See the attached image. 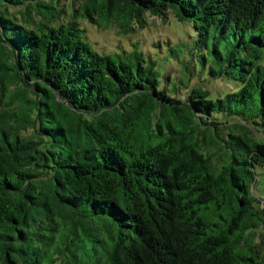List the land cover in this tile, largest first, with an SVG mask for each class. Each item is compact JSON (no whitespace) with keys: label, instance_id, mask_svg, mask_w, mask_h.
I'll list each match as a JSON object with an SVG mask.
<instances>
[{"label":"trees","instance_id":"trees-1","mask_svg":"<svg viewBox=\"0 0 264 264\" xmlns=\"http://www.w3.org/2000/svg\"><path fill=\"white\" fill-rule=\"evenodd\" d=\"M78 3L0 0V264H264V0Z\"/></svg>","mask_w":264,"mask_h":264},{"label":"rangeland","instance_id":"rangeland-1","mask_svg":"<svg viewBox=\"0 0 264 264\" xmlns=\"http://www.w3.org/2000/svg\"><path fill=\"white\" fill-rule=\"evenodd\" d=\"M75 0H63V5L69 9ZM84 0H77L78 4H81ZM148 26L139 30L137 33L126 36L120 35L119 31L115 27L109 29H103L99 26L91 24L89 21H82V26L87 30V36L94 48L103 54H114L121 52V49L131 51L133 44L141 42L142 49L146 52H155L152 49L153 45L158 41L177 44L180 41L189 39V35H194L193 30L186 27L184 23L180 22L176 18L173 12H170L166 21L159 18L148 16ZM159 60V58H157ZM159 71L162 74H170L176 81L177 78H181L184 74L181 72V68L175 64V62H163L159 60ZM203 79L205 77L203 76ZM213 100H217L225 97L228 93L236 90V88L222 80H218L206 88ZM264 233V230L259 231L257 236L260 237ZM264 239V236L261 237Z\"/></svg>","mask_w":264,"mask_h":264}]
</instances>
